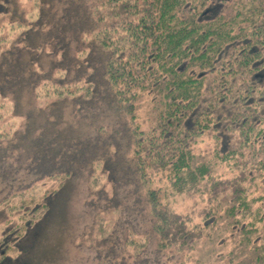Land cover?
Returning a JSON list of instances; mask_svg holds the SVG:
<instances>
[{"label":"trees","instance_id":"1","mask_svg":"<svg viewBox=\"0 0 264 264\" xmlns=\"http://www.w3.org/2000/svg\"><path fill=\"white\" fill-rule=\"evenodd\" d=\"M57 231L104 264H264V0H0V264H68Z\"/></svg>","mask_w":264,"mask_h":264},{"label":"rangeland","instance_id":"2","mask_svg":"<svg viewBox=\"0 0 264 264\" xmlns=\"http://www.w3.org/2000/svg\"><path fill=\"white\" fill-rule=\"evenodd\" d=\"M213 147H214V142L211 139V137L205 136L204 141H202L197 145L196 150L197 152L200 151L201 153H205L206 155H208L212 151ZM218 167L219 168L217 169V171L223 177H227L231 175V173L226 168H223L222 166H218ZM53 184H54L53 181L52 182L48 181L44 185H40L36 189V191L38 193L40 189L42 190L44 187ZM83 198L84 197H81L80 199L75 200L77 202L75 203L74 201L73 206L76 209L79 203L80 207L78 209L82 211L84 216L83 217L84 221L90 222L91 216H89L87 210V208L89 209V207L85 206L86 204H84L85 201ZM191 203H192V199L190 197H186L185 199H183V197H179L178 201L174 202V207L180 211H183L187 209V207H189ZM78 209L77 211H79ZM113 225L116 226L115 223ZM226 232H227L226 225L224 220H222L221 226L215 230L214 235L209 240H204L199 243V249L196 253L197 256L202 258L203 260H206L208 257L213 256L215 253L224 250L228 246V242L225 240ZM63 235L64 234H62V232L58 233V231L45 234L46 237L44 238V240L46 241L47 246H45L43 250L44 251L43 254L50 255V254L59 253L60 255L63 254V251H65L64 249H66L67 247L69 249L68 251L69 257L67 256L69 258V261L67 262L68 264H104V261H99L98 259H96L95 250L94 249L92 250L88 246V242L85 245H83V247L78 248L75 245H73L74 243L67 242ZM26 260H28V253L23 252L21 255L18 256V259L15 261L14 264H26L25 262ZM130 260L132 259L130 258Z\"/></svg>","mask_w":264,"mask_h":264}]
</instances>
